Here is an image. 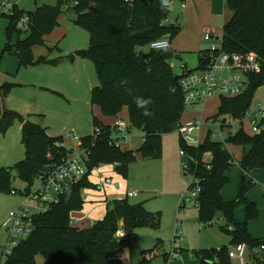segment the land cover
<instances>
[{"label":"trees","instance_id":"16d2710c","mask_svg":"<svg viewBox=\"0 0 264 264\" xmlns=\"http://www.w3.org/2000/svg\"><path fill=\"white\" fill-rule=\"evenodd\" d=\"M225 6L232 16L222 27L224 49L240 54L253 52L261 62L260 71L251 76L250 85L243 93L219 99L215 116L237 118L251 107L256 90L264 85V0H226ZM70 9L74 24L89 33L88 47L77 50L75 55L89 58L96 69L99 83L91 90V104L98 106L107 117L117 116L126 107L129 126L143 133V142L136 151L121 149L111 139L110 125L93 117V132L80 138L88 152L87 174L59 195L47 211L32 215V233L11 250L3 264H36L38 254L47 264H123L118 252L132 231L146 226L158 228V212L155 215L143 202L132 204L127 198L108 202L103 218L86 228L74 226L71 213L82 210L85 189L98 188L89 180L93 169L114 165L115 171L126 178L135 152L144 159L159 158L162 136L177 130L185 106L180 75L174 73L170 60L177 55L171 42L181 27L166 23L171 9L163 0H55L54 4H43L28 12L13 4L10 12L0 13V17L8 20V42L0 53V62L4 54H9L19 60L20 66L54 63L56 60L47 56L35 58L33 47L45 45V37L58 26L59 16ZM25 15L29 22L22 29L19 23ZM14 32L18 40L12 43ZM22 33L24 38L20 37ZM163 37L170 41L168 48H149L152 41ZM141 50L147 57L139 54ZM13 85L0 84L2 98ZM139 101L149 102L140 106ZM14 121L22 124L21 142L25 152L24 158L14 166L0 167V193L5 194L15 190L14 176L26 184L22 192L28 193L34 179L68 153L56 144L63 142L62 136H49L44 128L6 107L0 120V135ZM261 125L262 129L254 134L241 130L224 143L207 136L199 146H193L179 137L188 170L200 179L201 191L196 199L198 221L210 224L220 213L224 221L221 229L230 235V244L245 243L251 252L264 242V237H252L248 229L249 223L260 217L257 204L248 198L254 182L244 176L237 185L236 196L230 200L224 198L222 191L228 182L227 174L235 161L225 146L241 147L242 155L237 163L243 172L264 169V120ZM206 153L212 155L209 168L203 159ZM240 207L244 209L242 221L236 216ZM119 229L124 233L121 237L117 236ZM161 244L162 240L157 239L154 248ZM153 250L147 252L153 253ZM228 252V246H221L199 249L195 255L200 264H233ZM145 254L140 264H148Z\"/></svg>","mask_w":264,"mask_h":264},{"label":"rangeland","instance_id":"374dc122","mask_svg":"<svg viewBox=\"0 0 264 264\" xmlns=\"http://www.w3.org/2000/svg\"><path fill=\"white\" fill-rule=\"evenodd\" d=\"M163 1L168 2L171 9L166 21L179 25L182 31H180V35L178 34L179 36L177 35L172 40L179 57L170 60L174 73L178 75L181 74L183 67L194 69L197 66L199 48L193 49L189 35L193 32L198 36L197 32H203L204 26L200 24V21L194 22L195 16L188 13L189 8H182L181 3L183 0ZM184 2L189 4L187 0H184ZM54 3L55 0H0V13L11 11L13 4L17 5L18 9L28 12L34 11L36 7L43 4ZM73 18L74 15L70 11L63 12L58 18V26L45 37V45L33 47L35 54H43L49 59H54L56 60L54 63L35 64L39 65L35 69L32 68L34 65L20 66L21 70L18 76L15 77L14 74L8 76L2 72L0 78L4 80L2 83L14 84L4 96L7 105L21 107V111L16 110L18 113L44 128L49 136L62 135L67 145L76 148V142L72 139V136L82 138L90 135L93 132V117L96 116L102 121L107 116H103L99 107L92 105L90 102L91 90L98 85L99 80L92 60L75 55L77 50L88 47L89 33L81 26L75 25L72 21ZM19 25L24 29L21 20ZM7 26V18L1 16L0 38L3 39L2 43L4 45L8 42ZM220 32L221 28L214 30L216 35H220ZM24 36L25 33L20 35L21 38H24ZM17 40L18 34L14 32L11 36V42L15 43ZM1 49L2 47L0 53L3 50ZM72 55L74 56L72 57ZM7 56L14 57L4 54L0 62V68ZM21 79L25 80L26 83L19 86L16 82ZM46 85H53L59 91L52 90ZM219 99L211 98L204 106L198 105L194 108L185 106L181 122L185 123L202 113L204 114L203 117L215 115ZM29 104L31 107H29ZM258 104L264 105V85L259 87L254 94L250 107L251 112L256 109ZM123 115L125 117L123 119L128 123L127 115ZM226 119L234 129L239 128V125L232 119ZM19 123V121H14L5 133L0 135L1 140L8 141ZM244 129L245 132L251 133L250 121L244 122ZM133 130L131 142H136L139 139L140 130ZM129 135L130 132H128V138ZM18 137L17 133V140ZM179 137L180 134L177 130L162 136V155L159 158L144 159L139 152H135V159L128 166L127 177L123 178L120 175L123 180L125 179L123 184L126 187L135 189L138 192L137 196L129 198L130 203L144 202L147 210L155 215L157 212L160 214L157 229L151 226L136 228L132 231L131 236L124 241L118 252L123 264H140L144 253H146L145 257L149 260L148 264H200V260L195 255V251L200 248H211L212 246L226 244L229 251H235V245L230 244V235L219 228V226L224 225L223 221H218L220 213H218L213 223L204 224L198 221L196 203L187 202L179 208L181 195L187 194L188 196L187 186L192 178L183 171L184 155L181 153L183 150L179 144ZM19 141L22 143L21 132ZM18 145L21 150L24 149L23 144H21L23 148L19 143H17ZM8 147H11L9 148L11 155L14 148L10 145V142L6 148ZM225 147L237 158L240 157V147L233 144H227ZM20 154H23V152H20ZM13 160L5 159L4 162H8L7 166H14L19 162L15 161L13 163ZM112 167L114 168V165ZM238 168H240L238 163L234 161L228 174L227 191L236 188L235 173L239 171ZM251 172H248L246 177L254 182V186L248 197L264 200V169H256V173H262L261 176L257 174L254 176ZM38 184H40V178L36 177L30 186L29 192ZM13 187L16 189V193H0V258L1 251L7 242V232L2 227V222L6 220L10 210L19 209L21 203L25 200V194L22 191L26 184L14 176ZM84 197H86V194ZM259 202V209H262V217H264V202ZM101 206H103L102 203ZM236 214L240 219H244V209L242 207L238 208ZM95 216H99V213ZM159 238L162 240V244L154 248ZM151 249H154L153 253L147 252ZM171 252L177 253L176 256L169 255ZM245 257L249 261L248 256ZM35 260L36 264H47L40 254L36 255ZM232 260L235 264H239L237 258Z\"/></svg>","mask_w":264,"mask_h":264},{"label":"built area","instance_id":"2783aa9c","mask_svg":"<svg viewBox=\"0 0 264 264\" xmlns=\"http://www.w3.org/2000/svg\"><path fill=\"white\" fill-rule=\"evenodd\" d=\"M28 22L29 17L27 15L21 18L24 29L27 27ZM203 39L210 44L198 55L197 66L194 69L183 67L181 74H179V85L183 93L184 106L192 108L198 105L204 106L211 98H230L240 95L249 87L251 76L258 73L261 69V62L255 53L240 54L225 50L222 44V33L219 36H214L212 33L206 32ZM169 46L170 41L166 37L154 40L149 44V48L154 50H163ZM202 116L201 114L199 117H194L178 125L177 131L182 141L186 144L199 146L207 136L213 141L224 143L229 136L241 130L245 131L244 122L248 121L251 124V133L249 134H254L262 129L261 122L264 120V105L258 104L253 112L249 108L243 116L237 118H223L215 115L210 117ZM226 118L236 122L239 128L234 129ZM110 127L112 130L111 139L121 148V142L128 133V125L120 120L110 125ZM72 139L76 142V148L67 146L64 140L61 143H56L67 150V155L58 164L53 165L43 175L39 176L40 184L30 192L24 193L25 200L21 203L20 208L10 210L6 220L2 222V227L7 232V242L1 251L0 264H3L4 259L14 247L32 233L33 227L29 218L32 215L47 211L49 206L58 200L59 195L70 185L81 181L87 174L86 161L88 152L82 147L80 138L72 136ZM181 153L184 155L182 162L183 171L192 178L187 186L188 196L187 194L181 195L179 208L187 202L196 203L201 191L200 179L189 172L188 164L185 160L186 155L184 151H181ZM211 158L212 155L210 153H206L203 158L207 162L208 168ZM112 183L115 184L111 177H105L99 182V185L103 187ZM11 192L16 193V189ZM137 195V191L126 190L124 196L117 194L113 199L121 200ZM91 224L94 223L92 222ZM123 235V231L119 229L117 236L121 237ZM176 254L171 252L169 255L176 256ZM228 255L232 259L237 258L239 264H264V242L254 252H251L245 243H239L235 245V251H229ZM246 255L249 261L246 260Z\"/></svg>","mask_w":264,"mask_h":264},{"label":"crops","instance_id":"0c3cea01","mask_svg":"<svg viewBox=\"0 0 264 264\" xmlns=\"http://www.w3.org/2000/svg\"><path fill=\"white\" fill-rule=\"evenodd\" d=\"M187 1L189 4L184 2V0L182 1V3H181L182 8L183 9L189 8L188 13L191 16H195L194 22L196 23L197 21H200V24H203V26H204L203 32H197V34H199L198 36L196 35V33H193V32H192L193 34L191 33V35H189L190 42L193 45V49L199 48V52H200V51L204 50L205 48H207V46H208V43L203 39L204 34L206 32H210L214 36H219V35L214 34V30L221 28L220 33H222V27L231 18L232 12L226 8V6H225L226 0H187ZM73 19H72V21H73ZM166 23L175 24L173 22L169 23L167 21H166ZM181 32H179V33L181 34ZM2 41H3V39L0 38V48L2 47V49H3L4 44L2 43ZM45 43H46V41H45ZM171 47L175 51H177L175 49V46H173V42L171 43ZM190 47L192 48V46H190ZM199 52H198V54H199ZM33 54H34L35 58H37L38 56H45L43 54H39V55L35 54L34 50H33ZM175 58H177V57H175ZM37 66H39V65H34L32 68L35 69V68H37ZM171 66H172V64H171ZM20 70H21V67L19 64V60L15 57H8L7 56L4 59L3 64L0 68V75L2 72H4L8 76H12L14 74V76L16 77V76H18ZM24 70H26V69H24ZM3 81L4 80H1V78H0V84H2ZM25 83H26V81L22 80V79L18 80V82H16V84L19 86L22 84H25ZM46 86L52 90L59 91L58 88L54 87L53 85H46ZM3 100H4V106L7 109L14 110V111H16V110L21 111L22 110L21 107H14L13 105H7L4 98H3ZM29 107H31L30 104H29ZM123 114H126L127 119L129 120L128 109L126 107H124L122 109V111L117 116L104 118L101 122L106 124V125H113L117 121H120V120L124 121L128 125V128H129L128 132H130V135L128 138V133L126 134L125 138L121 142V148L124 150H137L142 145L144 135H143V133L141 134V131H140V135H138L139 139L136 140V142H131V138H132L131 133L134 130L129 127V121L127 123L126 120L123 119V118H125V117H123L124 116ZM202 115L204 116L203 113H202ZM195 117H199V116H195ZM205 117H207V116H205ZM21 127H22V124L19 123V125L16 127L15 132H13L14 134L12 135V137H10V139H8V141H2L5 139L1 140L2 137H0V167H10V166H7L8 162L7 163L4 162L5 159H7V160L8 159H14L13 160V163H14L15 161H20L24 158V152H25L24 149L21 150L19 145L17 146V143H19L20 146L22 147V145H21L22 143H20V141H19ZM17 133L19 135L18 140H17ZM9 142H10V145L13 146V148H14V151L11 155L9 152V148H11V147L6 148L9 145ZM64 143L67 145V143L65 141H64ZM67 146H69V145H67ZM236 147H238V146H236ZM20 152H23V154H20ZM241 155H242V149H241V153H240L239 158H237L235 155H233L236 162H238L240 160ZM112 166L113 165H101V166L92 170V172L89 176V180L92 183H94L95 185H98V188H96V189H85L83 191L84 206H83L82 210L75 211V212L71 213V219H72V223L74 226H76L78 228H86V227L93 225V224H91L92 222L95 223L96 221H98L97 219L101 220L103 218V216L106 212V206H107L108 202L113 200L115 195L118 194V195L124 196V193L126 190L136 191L135 189L126 187L123 184L125 182L124 181L125 179L123 180V178L120 175H118V173L115 172V168H113ZM108 167H112V168H108ZM256 169H262V168H256ZM256 169H253L251 174H253L254 176H256V174L258 176H261L262 173L261 172L256 173ZM238 170L239 171L235 173L236 188L235 189L232 188L230 191H227V189H226L227 186H226L222 191V195L227 200L233 199L236 196L238 183L240 182L241 178H243L244 176L246 177V175H247V173L243 172L242 169L238 168ZM230 171H231V169H230ZM229 172H228V174H229ZM228 174H227V177L229 178ZM105 177H111L115 184L112 183V184L105 185V186L101 187L99 185V182ZM85 194H86V197H84ZM251 199H250V201L254 200L253 202L258 204L257 205L258 209L260 206L259 201L264 202L263 199H261V200H256V199L251 200ZM127 200L129 201V198H127ZM101 203L103 204V206H101ZM97 213H99V216H95V214H97ZM259 213H260V217L256 220L251 221L248 225L249 232H250L251 236L254 238L264 237V222H263L264 217H262L263 212H262L261 208L259 209ZM236 216H237V214H236ZM237 219L239 221H242V219H240L238 216H237ZM218 221L219 222L223 221L222 219H220V216L218 217ZM221 226H219L220 229H221ZM221 246H227V245L222 244V245L214 246V247L219 248ZM200 249H204V248H200ZM233 264H235L234 261H233Z\"/></svg>","mask_w":264,"mask_h":264},{"label":"water","instance_id":"95a60500","mask_svg":"<svg viewBox=\"0 0 264 264\" xmlns=\"http://www.w3.org/2000/svg\"><path fill=\"white\" fill-rule=\"evenodd\" d=\"M70 12H72V9H70ZM139 54L141 55V56H143V57H147V53H145L143 50H141L140 52H139ZM175 57H179V55L177 54ZM4 100H3V98H2V96H1V93H0V120H1V118L3 117V114H4ZM31 218H29V220H30Z\"/></svg>","mask_w":264,"mask_h":264},{"label":"clouds","instance_id":"9594fccd","mask_svg":"<svg viewBox=\"0 0 264 264\" xmlns=\"http://www.w3.org/2000/svg\"><path fill=\"white\" fill-rule=\"evenodd\" d=\"M149 101H139L138 103L140 104V106H143L144 104H147Z\"/></svg>","mask_w":264,"mask_h":264}]
</instances>
